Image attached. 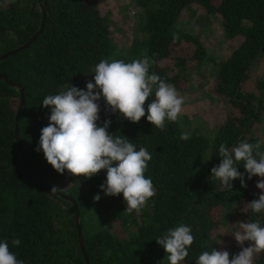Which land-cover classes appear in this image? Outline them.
Wrapping results in <instances>:
<instances>
[{"label":"trees","instance_id":"obj_1","mask_svg":"<svg viewBox=\"0 0 264 264\" xmlns=\"http://www.w3.org/2000/svg\"><path fill=\"white\" fill-rule=\"evenodd\" d=\"M126 1L140 10L133 30L136 35L129 47L121 49L113 37V13L104 11L97 0H0V57L37 35L29 47L0 61V75L7 80L0 78V241L8 240L10 250L24 264H87L76 211L88 264H169L167 253L155 240L180 224L190 226L194 236L189 255L180 264H195L203 251L221 247L215 237L222 224L217 209L234 225L249 219L264 225V214L243 211L245 203L260 195L256 188L259 177L249 181L245 174L247 187L235 180L232 191L211 177V169L222 159V143L232 148L243 140L260 143L264 150V141L256 133L264 123V76L253 82L251 90L245 88L252 68L264 61V0ZM42 5L46 6V20L39 32ZM194 8L205 16L219 17L225 38L239 40L227 58L215 59L198 36L184 29L188 27L186 14L189 19L196 16ZM202 21L198 17L197 26ZM189 53V59L199 66L212 65L215 93L228 98L235 109L216 131H187L189 117L182 114L175 122L166 121L163 131L157 129L147 121V106L154 93L146 100L145 116L138 123L122 118L119 112L105 111V103L100 101L99 123L110 119V134H121L135 142L137 150L144 146L152 154L145 176L152 179L157 194L139 214L125 211L122 194L108 197L100 191L106 170L87 180L67 170L61 175L42 151H36L41 129L49 124L50 108L42 106L44 97L58 94L66 83L86 90V83L94 82L92 70L102 58L131 62L148 57L150 71L182 91L183 75H176L170 64L162 62L169 59L174 66L183 67ZM21 90L25 102L18 114ZM16 119L31 182L15 135ZM184 133L187 140L180 139ZM238 170L245 173L242 165ZM61 181L69 186L59 192L73 198L77 207L43 190ZM97 193L101 196L98 202L93 199ZM111 219L121 222L124 235L111 230ZM12 239H20L21 244L12 247ZM236 250L229 252L235 254ZM254 264H264V253Z\"/></svg>","mask_w":264,"mask_h":264},{"label":"clouds","instance_id":"obj_2","mask_svg":"<svg viewBox=\"0 0 264 264\" xmlns=\"http://www.w3.org/2000/svg\"><path fill=\"white\" fill-rule=\"evenodd\" d=\"M174 39L178 36L174 35ZM148 57L124 60L102 58L93 68L94 82L86 83V90L71 83L61 86L58 94L46 95L44 108H50L49 124L41 129L37 152H43L47 163L59 174L65 170L74 177L91 179L101 170H106V180L100 191L108 197L123 195L129 214L142 212L148 201L156 196L152 179L145 176L152 154L144 146L137 150V144L117 133L110 134L111 120L100 122V101L105 111L120 116L132 123H138L145 116V102L154 93L147 106V121L163 131L166 121H177L182 111L184 97L176 87L150 71ZM184 133L180 139L187 140ZM221 162L211 169L222 188L232 191V181L240 180L246 188L247 180L254 176L260 179L256 188L258 198L244 204L252 214H264V150L260 143L241 140L229 148L219 147ZM242 165L245 173L238 170ZM52 186L51 193L62 191ZM98 202L99 193L93 197ZM245 212V211H244ZM247 213V212H246ZM237 230L232 234L240 251L232 254L227 250L203 251L195 264H254L257 256L264 253V225L259 220L237 221ZM167 253L169 264H180L189 255V246L194 242L192 229L180 224L169 229L156 240ZM245 242L248 246L245 247ZM221 243V242H220ZM20 239H12L11 246L18 247ZM231 257V258H230ZM0 264H24L10 250L8 240L0 241Z\"/></svg>","mask_w":264,"mask_h":264},{"label":"rangeland","instance_id":"obj_3","mask_svg":"<svg viewBox=\"0 0 264 264\" xmlns=\"http://www.w3.org/2000/svg\"><path fill=\"white\" fill-rule=\"evenodd\" d=\"M100 2L104 11H111L113 13V20L115 22L112 28L113 37L118 41L121 49L130 46L136 26L137 14L139 8L134 4L128 5L126 0H97ZM196 10V16L194 19H189L186 14V21L188 27L184 29L191 35L198 36L206 46L208 52L214 56L215 59L221 60L227 58L230 55V51L236 48L239 40H228L224 36L223 27L221 26V20L219 17L207 15L199 8ZM203 19L201 24L197 26V18ZM204 17V18H202ZM130 20V21H128ZM205 20V21H204ZM186 24V25H187ZM185 25V26H186ZM182 26V25H181ZM130 37V39H129ZM129 39V40H128ZM128 40V41H127ZM194 52L195 47L192 46ZM187 54L185 57L186 65L183 67L174 66V62L171 60H164L162 63H168L172 66V72L176 75L181 73L184 79V87L179 93L184 97V104L182 105V111L180 114L189 117V125L187 131L198 129L199 131L206 133L207 131L212 133L216 131L223 123L227 121L231 112L235 111L230 100L228 98H219L215 93L216 80L214 78V70L212 65L199 66L197 61H191ZM189 59V60H188ZM264 76V61L257 63V65L250 71L248 79V85H245L247 90H251L252 84L255 80ZM257 136L264 141V123L256 128ZM54 186L62 189L69 186L68 182L61 181L59 183H53ZM216 217L220 226L215 233V237L218 242H221L220 250L232 251L234 247H237L235 252L238 253L241 249L237 246V243L232 234L237 230L233 221L224 220V216L220 209L216 211ZM111 218L110 216H107ZM121 222L118 219H111L109 225L111 230L119 235H124ZM245 247L248 246V242H245Z\"/></svg>","mask_w":264,"mask_h":264},{"label":"water","instance_id":"obj_4","mask_svg":"<svg viewBox=\"0 0 264 264\" xmlns=\"http://www.w3.org/2000/svg\"><path fill=\"white\" fill-rule=\"evenodd\" d=\"M41 2V0H39ZM46 4V3H45ZM42 12H43V21H42V26H41V29L39 32H42L43 28H44V23H45V20H46V6L45 5H42ZM37 35H35L29 42H27L25 45L17 48V49H14L12 51H9L8 53L2 55L0 57V61L2 60H5L6 58H8L9 56L11 55H14L16 53H18L19 51H21L22 49H24L25 47H29L32 42L35 40ZM0 78L1 79H4L5 81L6 78L3 77L2 75H0ZM24 96H23V90H21V105L19 107V111H18V114H20L22 108L24 107ZM17 120L16 119V129H15V135H16V139H17V143H18V147L20 149V152H21V155L23 157V159L25 160V172H26V176H27V179L29 180V182H31V176H30V173H29V168H28V164H27V161H26V154H25V151H24V148L22 146V142H21V136H20V132H19V127H18V124H17ZM44 191H46L47 193L49 194H52L54 196H60L62 198H65L66 200L68 201H71L75 207H77V204L76 202L73 200V198L69 197V196H66L60 192H57V193H51V189L49 188H43ZM76 222H77V232H78V237H79V242H80V247H81V250H82V253L85 257V260L87 262V264L89 263V259H88V254L86 252V247H85V243H84V235H83V231H82V227H81V224H80V213L78 211H76Z\"/></svg>","mask_w":264,"mask_h":264}]
</instances>
